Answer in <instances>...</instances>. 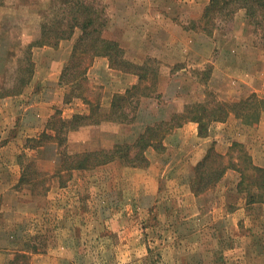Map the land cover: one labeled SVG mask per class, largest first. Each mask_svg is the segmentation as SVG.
Wrapping results in <instances>:
<instances>
[{
  "label": "rangeland",
  "instance_id": "rangeland-1",
  "mask_svg": "<svg viewBox=\"0 0 264 264\" xmlns=\"http://www.w3.org/2000/svg\"><path fill=\"white\" fill-rule=\"evenodd\" d=\"M209 1L0 0V106L8 108L0 122V264H264V233L252 235L264 224L255 217L264 206L254 204L264 202L263 173L246 160L264 168L257 165L264 164V40L244 9L227 20L204 19ZM73 15L79 23L97 17L101 38L144 65L140 89L149 87L151 96L142 98L143 111L193 118L255 95L236 106L238 114L209 122L212 149L222 155L215 164L237 171L222 205L219 182L194 199L189 142L184 150L149 148L142 168L120 160L76 168L73 155L133 143L140 133L136 122L107 118L109 93H125L138 76L119 67L93 76L95 61L108 57L83 46L74 53L81 27L56 45L35 46L31 79L14 91L19 67L28 64L25 46L40 37L43 22L67 28ZM28 89L50 110L22 120L18 102ZM73 110L94 115L64 124ZM23 176L29 183L17 189Z\"/></svg>",
  "mask_w": 264,
  "mask_h": 264
},
{
  "label": "trees",
  "instance_id": "trees-1",
  "mask_svg": "<svg viewBox=\"0 0 264 264\" xmlns=\"http://www.w3.org/2000/svg\"><path fill=\"white\" fill-rule=\"evenodd\" d=\"M82 9L87 12V15L89 14L88 7H83ZM240 9H244L246 11L249 22L254 25L255 31H259L261 39L264 40V0H210L208 5L205 7L203 18L207 19V21L210 23H214V21L217 19L227 20ZM95 19L98 18L86 17L83 23H79V16L73 15L72 21L74 22L67 28L50 27L47 26L45 22H43L41 25L40 37L25 46V60L28 61V64L19 67L22 74L16 78L18 85L14 91H18L19 87H23L31 79L33 67L29 55L32 49L35 46L40 47L44 45H56L58 44V40L71 37L74 28L78 26L81 27L82 32L78 37L74 53L80 46H83V51H85V53L91 52L93 57L106 56L109 58L111 67H119L117 69H120L124 72H130L138 76L137 83L128 88L125 93L115 95L112 103L113 108L107 117L108 120H114L120 123H124V121L139 122L140 115H145L143 110L140 108L141 100L142 98H148L151 96V89L149 87H145L143 91L140 89L141 83L145 80L147 75L140 73L138 69H142L144 65L134 64L123 59V56L121 55V47H119L117 42L101 38L100 34L102 29L100 31L97 26H93L95 24ZM87 45L90 47L87 48ZM117 58L122 64L117 62ZM81 73L83 74L84 71L82 70ZM141 91L143 93H141ZM254 100H257V98L255 95H251L247 99H243L238 102L217 103L212 110L207 111V114H205L204 109L202 114L198 116H192L193 118H189L190 116L184 117V115L179 116V114H175L174 112L169 120H152L142 128V131L138 134V137L133 143H121L116 144L111 149L87 151L73 155L74 157L79 158V161L76 163V168H94L101 164L110 163L114 160H120L125 165L131 167H146L150 164V161L146 155V151L151 147L155 150L162 151L166 147L165 139L167 135L172 133L173 129L182 126L186 122L185 119L188 118V120L198 122L199 135L207 136L209 133V122L211 120H223V118L226 117L230 112L238 114L239 111H237V105L247 104ZM127 106L130 107V112H127ZM131 112L134 113L132 116L129 115ZM93 115L94 114H76L72 119L62 122L64 124H68V122L74 123L76 121H85L91 119ZM212 147L213 145L208 149L204 158L195 166V175L191 179V187L197 195L211 187H214L216 183L222 179L227 171V168L229 167L224 166L221 163L215 164L218 161L216 158L221 159L222 155L218 152H214ZM213 157L215 158V161L213 160ZM246 160H248L249 165L253 169L263 173L264 179V168L253 166L249 158H246ZM31 165V163H28L24 167L26 169ZM240 171L242 172V170ZM255 182L257 181H253L252 184ZM26 183H29V180L24 179L23 176V179L21 178L17 189L21 188V186ZM260 183L261 186H264V180H262ZM20 256L21 254H18L17 258ZM27 264L33 263L29 262Z\"/></svg>",
  "mask_w": 264,
  "mask_h": 264
},
{
  "label": "crops",
  "instance_id": "crops-1",
  "mask_svg": "<svg viewBox=\"0 0 264 264\" xmlns=\"http://www.w3.org/2000/svg\"><path fill=\"white\" fill-rule=\"evenodd\" d=\"M202 3V2H201ZM205 5V4H204ZM197 10H199V13H202V7L197 8ZM101 57V59H97L95 61V63L93 64V66L91 67L90 71L92 73L93 76L96 75V72L99 71V73H105L106 71H108L110 73V71H113V73L117 72V70L113 69L110 65V61L109 58H103ZM103 77V76H100ZM33 90H27L23 95H21L20 100L18 102V108L20 110H18V113L21 115V119L24 120L25 116H29V112L33 115L34 112H36V114H38V112L40 110H42L43 112L50 110L49 105H46L45 103H47L45 100H43L40 103H35L34 100L29 97L30 95H32ZM115 92V91H114ZM109 93V95L111 94V96L114 98L115 93ZM31 98V99H30ZM112 98V100H113ZM9 102H6V104H8ZM49 104V103H48ZM38 106V107H37ZM111 106V105H110ZM8 108L5 107V103L2 104V106H0V122H2V120L7 119L8 117V112L5 113V111H7ZM74 111V110H73ZM74 114H81V112L79 113L78 111H74ZM174 112V111H173ZM173 112H167L164 109H159V110H155V112H146V110L143 111V113L145 115L142 116V114L139 117V122H136L137 125L141 126L138 127L140 132L142 131V128L144 126H146L148 123H150L152 120L156 121V120H169L173 114ZM73 114V115H74ZM72 115V116H73ZM70 117V115L68 116ZM153 121V122H154ZM210 135V133H209ZM200 136L199 135V125L197 122L191 121L189 123H185L184 125L177 127L174 129V131L172 133H170L167 138L165 139V145L167 147H171L173 145H178L179 148L184 150V143L189 142V155H188V160H187V166L189 171H191V176H189L188 178V185L190 187V190L192 191V194L194 195V199L199 200L203 199V197H201L200 195H196L192 188H191V179L192 177H194L195 174V166L204 158V156L206 155L208 149L211 146L210 143V136ZM156 151L154 150V153ZM259 157V151L256 154ZM258 161H260L258 159ZM258 166H264V164H261V162H257ZM237 173V171L235 169H231L229 171H227L225 173V175L222 177V179L219 181V184L217 185V189L219 190V197L217 198L216 202L219 205L223 204L222 201V190L223 193L227 192V190L229 189V186L231 184H228L227 179L229 177L234 176V174ZM216 197V196H215ZM256 203H254L255 205H261L264 206V202H259V201H255ZM228 204V201L225 199V205ZM253 217H254V212H253ZM257 218V221H264V212L263 214H256L255 216ZM254 234V236H256L259 231H262V233H264V224H262V228L259 229L258 231L255 232V229L252 230Z\"/></svg>",
  "mask_w": 264,
  "mask_h": 264
}]
</instances>
